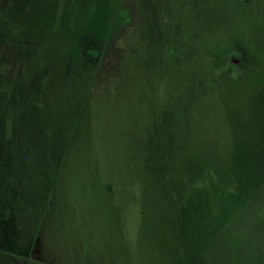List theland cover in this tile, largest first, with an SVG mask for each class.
<instances>
[{
	"label": "trees",
	"instance_id": "trees-1",
	"mask_svg": "<svg viewBox=\"0 0 264 264\" xmlns=\"http://www.w3.org/2000/svg\"><path fill=\"white\" fill-rule=\"evenodd\" d=\"M3 1L0 130L10 155L0 159V264L26 262L21 252L34 238L52 251L51 264H119L132 240L123 206L114 207L115 174L136 149L141 163L133 158L129 166L143 172V217L152 216L153 230L163 228L152 251L163 257L172 247L174 264H264V0H133V47L110 61L108 75L111 65L125 73L126 60L139 62L148 47L149 86L134 118L140 130L121 135L110 156L88 113L105 65L100 72L83 44L104 48L122 0ZM193 12L203 18L204 34L182 43L195 59L146 31ZM74 183L80 198L99 191L111 223L93 214L109 232L112 226L115 249L88 252L81 241L78 254L69 234L63 248L60 224L68 231L65 195ZM80 203L75 218L88 208ZM11 218L29 237L13 249L5 233Z\"/></svg>",
	"mask_w": 264,
	"mask_h": 264
},
{
	"label": "rangeland",
	"instance_id": "rangeland-1",
	"mask_svg": "<svg viewBox=\"0 0 264 264\" xmlns=\"http://www.w3.org/2000/svg\"><path fill=\"white\" fill-rule=\"evenodd\" d=\"M59 4L60 3L57 1L58 6ZM4 8V1L0 0V13H2ZM113 17L114 18L111 20L112 31L104 48L95 46L92 41H87L83 44V53L87 55L88 58L99 63L100 72L103 70V65H105L102 91L95 96L97 99L91 104L88 113L93 116L92 123L95 121V124H97V131L95 133L97 135L96 139L102 141L101 144L108 156H110V153L116 151L118 145H121V142H119L121 135H127L128 132L129 136H135L140 130V128L138 130L134 118L137 117L139 111L143 110V107H145L143 104L144 91L149 86V81L146 79V77L149 76V72L144 71L143 65L151 69V53L147 47L142 53V58L139 57L136 59V61L139 62H131L130 64H128V60H126L125 64L123 62L126 69L125 73L119 70L121 64L117 66L111 65L113 70L110 71V74L112 75L111 77L108 75L110 61L119 58L120 50L124 51L127 48L133 47L131 40L134 35H132L133 32H131V27L137 20L133 0H122L118 11ZM71 19L75 20L76 16L72 15L69 17V20ZM146 31L161 37L164 43L170 46L174 45L175 49H177L178 52L181 51L187 58L195 59L197 58L195 51L184 45L182 41L203 35L205 31V22L199 12H193L190 15L173 19L159 26L146 28ZM126 33L127 40L123 41L122 38L125 37ZM236 58L238 59V57L232 59L234 63ZM239 63L240 60L238 59V63L235 64ZM262 72L264 75V66L262 67ZM110 81L113 82L111 83ZM61 101L63 102V100ZM125 115L127 117H125ZM113 135H117V139H115ZM3 140L4 130L2 129V131L0 130V159L5 158V154L7 157L10 155V152L6 151V148L5 151H3L4 148L2 147L4 144L1 142ZM133 158H137L141 163V149H136L129 153L121 164L120 173L118 172V175L115 174V176L118 177L119 184L116 189L117 195L113 198L114 207L116 206L117 208H115V210H117L123 206L124 214L126 213L129 219L128 226L131 229L129 231V236L132 240L130 241L132 245L130 247L127 246L129 254L123 253L119 264H150L151 259H153V264H174L173 257L175 251L172 247L166 246L165 251H167L168 254L163 257L152 251L153 248L156 249V246L159 245V242L158 245L155 244V241L152 243V238L161 232L163 228L158 227V230H153L152 216L150 218V216L148 217V213H144L146 216L143 217L142 209L144 208L145 195L147 193L146 189L143 187L144 182L142 181L143 172L141 166H139L138 169L129 166ZM40 164H44V161L40 160L39 165ZM135 184H137L138 187H134ZM80 192L82 194L83 190L74 183V185L71 186V190L65 195V197L69 199L70 217L67 223L69 225V233L66 231L67 226L65 224L62 226L63 223L60 224V238H63L60 242L63 248L67 249L65 242H67L66 236L69 234L75 243L73 247L75 250H80L81 241H87L86 246L88 250L86 251L88 252H99L98 249H102L100 251H105L107 248L112 250L114 247L110 240L113 238L112 236L109 238V233L113 232V228L109 225V229L111 228L109 232L107 226L104 223L100 226L96 218L98 217V213H100L102 217H108L106 213L107 210H105L102 205L104 202L98 198L99 196L101 197L99 191L91 189L86 192V198L81 196L84 202L83 205L88 208L84 211L83 218L79 216L77 218L74 217V208L78 209L77 206L81 205ZM93 210L98 212L97 215L93 214ZM153 214L155 213L153 212ZM147 217L148 219L143 222L144 218ZM105 219L106 218H104V220ZM108 219L106 220L107 223L110 222V219ZM144 223H147L146 227H144ZM15 224L17 225L15 220L13 222V218L9 219L7 222V229L5 230L6 235L9 236L7 241H9L11 249L16 247V244H14L15 242L18 243L20 240L24 245V242L29 238L26 236V233L20 232L21 229ZM56 232L57 230L55 234ZM56 237H59V235ZM168 239L169 237L166 236L167 241ZM1 246H3L2 243H0V247ZM23 248L24 247H22V249ZM161 249L163 248L161 247ZM80 253H82L81 250L78 254ZM21 254L27 259L26 262L13 259L15 264H32L33 262L51 264L50 262L53 260L51 257L52 251L47 248L41 238H34L29 248L27 250L25 249Z\"/></svg>",
	"mask_w": 264,
	"mask_h": 264
},
{
	"label": "water",
	"instance_id": "water-1",
	"mask_svg": "<svg viewBox=\"0 0 264 264\" xmlns=\"http://www.w3.org/2000/svg\"><path fill=\"white\" fill-rule=\"evenodd\" d=\"M234 61H235V63H238V60L237 59H235Z\"/></svg>",
	"mask_w": 264,
	"mask_h": 264
}]
</instances>
